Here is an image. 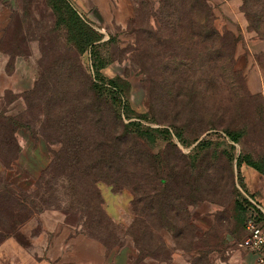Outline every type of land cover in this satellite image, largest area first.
I'll return each mask as SVG.
<instances>
[{
    "label": "rangeland",
    "instance_id": "obj_1",
    "mask_svg": "<svg viewBox=\"0 0 264 264\" xmlns=\"http://www.w3.org/2000/svg\"><path fill=\"white\" fill-rule=\"evenodd\" d=\"M5 2L0 52L24 90L0 112V240L54 211L118 264H254L237 161H264V0H130L105 24Z\"/></svg>",
    "mask_w": 264,
    "mask_h": 264
},
{
    "label": "crops",
    "instance_id": "obj_2",
    "mask_svg": "<svg viewBox=\"0 0 264 264\" xmlns=\"http://www.w3.org/2000/svg\"><path fill=\"white\" fill-rule=\"evenodd\" d=\"M67 1L79 14L96 24L122 21L123 17L127 16L130 6V0ZM6 5L5 0H0V6ZM23 90V82L9 76L7 59L0 52V112L7 103L5 100L7 94H14L16 99ZM10 138L17 151L22 152L27 143L23 129L14 127ZM1 143L6 144V141L1 139ZM2 149L4 148L0 147V150ZM36 152L39 153V148ZM14 164L26 166L21 154ZM41 165L38 156H33L31 163L27 164L28 167L31 166L33 173H38ZM244 168L245 182L247 186L253 188L251 194L264 212V176L252 168L246 166ZM246 169H252L255 173H248ZM3 174H7V164H2L0 160V176ZM256 179L258 184L253 185L252 181ZM17 229L25 232L24 239L19 234L18 236L4 234L0 240V264H118L117 261H113L111 252L100 242L67 224L64 216L59 212H43L32 222ZM0 231L6 232V226H0ZM250 255L252 262L256 264L255 256L252 253ZM239 264L242 262L240 261Z\"/></svg>",
    "mask_w": 264,
    "mask_h": 264
},
{
    "label": "built area",
    "instance_id": "obj_3",
    "mask_svg": "<svg viewBox=\"0 0 264 264\" xmlns=\"http://www.w3.org/2000/svg\"><path fill=\"white\" fill-rule=\"evenodd\" d=\"M249 201L256 205L254 201ZM256 206L260 209L258 205ZM261 212L264 214L262 210ZM245 234L246 236L239 244V247L252 253L256 258V264H264V224H258L254 220L247 221L245 225Z\"/></svg>",
    "mask_w": 264,
    "mask_h": 264
},
{
    "label": "trees",
    "instance_id": "obj_4",
    "mask_svg": "<svg viewBox=\"0 0 264 264\" xmlns=\"http://www.w3.org/2000/svg\"><path fill=\"white\" fill-rule=\"evenodd\" d=\"M90 45L91 44V41ZM111 85L115 87L114 82H111ZM233 141H237L236 136H232ZM252 168L253 170L257 171L261 175H264V161L262 164L259 163H254L247 158H244L243 160H238L237 161V166L240 168L242 165ZM241 182H242V177H241ZM243 185V184H242ZM253 197L251 195H248L246 197L242 198V201L236 202V207L238 210H240L244 215H245V220H244V231H245V225L247 221L249 220H254L256 223H263L264 224V214L261 212L260 209L254 204H252L249 200H252ZM253 201V200H252ZM68 224V223H67Z\"/></svg>",
    "mask_w": 264,
    "mask_h": 264
}]
</instances>
